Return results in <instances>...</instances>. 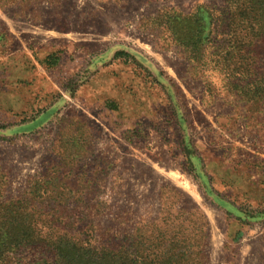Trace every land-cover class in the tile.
I'll list each match as a JSON object with an SVG mask.
<instances>
[{"label":"rangeland","instance_id":"rangeland-1","mask_svg":"<svg viewBox=\"0 0 264 264\" xmlns=\"http://www.w3.org/2000/svg\"><path fill=\"white\" fill-rule=\"evenodd\" d=\"M226 4L0 0V204L59 161L91 166L99 230L198 208L208 264H264V143L246 134L219 75L161 25L200 8L206 37L204 8Z\"/></svg>","mask_w":264,"mask_h":264},{"label":"trees","instance_id":"trees-1","mask_svg":"<svg viewBox=\"0 0 264 264\" xmlns=\"http://www.w3.org/2000/svg\"><path fill=\"white\" fill-rule=\"evenodd\" d=\"M204 9L206 37V28H198L204 21L200 8L165 16L161 25L171 22L176 41L191 48L185 53L190 63L219 75L226 98L242 104L246 134L264 143V0H227L222 10ZM224 126L218 121L219 130ZM75 173L89 179L79 181ZM93 174L91 166L59 161L50 176L39 174L18 199L0 204V264H208L209 223L198 208L175 215L161 211L131 232L99 230L100 215L88 195L97 187Z\"/></svg>","mask_w":264,"mask_h":264}]
</instances>
